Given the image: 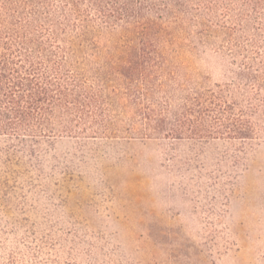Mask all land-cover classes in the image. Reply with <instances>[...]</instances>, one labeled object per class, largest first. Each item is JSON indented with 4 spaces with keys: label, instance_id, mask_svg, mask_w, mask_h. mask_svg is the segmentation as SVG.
<instances>
[{
    "label": "rangeland",
    "instance_id": "1",
    "mask_svg": "<svg viewBox=\"0 0 264 264\" xmlns=\"http://www.w3.org/2000/svg\"><path fill=\"white\" fill-rule=\"evenodd\" d=\"M211 2L146 13L152 60L126 77L136 38L95 30L107 130L0 138V264H264V32Z\"/></svg>",
    "mask_w": 264,
    "mask_h": 264
},
{
    "label": "trees",
    "instance_id": "2",
    "mask_svg": "<svg viewBox=\"0 0 264 264\" xmlns=\"http://www.w3.org/2000/svg\"><path fill=\"white\" fill-rule=\"evenodd\" d=\"M170 1L0 0V138L12 144L75 136L89 131L88 125H93L94 135L107 130L103 95L94 85L99 73L88 76L82 70L91 64L88 56L96 54L95 30L121 27L127 38H136L134 45L115 47L118 71L130 76L152 60L148 32L157 21L145 14L160 18L171 11ZM174 1L184 7L183 0ZM204 1L208 9L218 5ZM237 1L220 4L225 13L235 7L245 16L253 15L264 32V0H240L241 8ZM206 111L196 112L198 125L205 122ZM193 113L191 109L184 114L190 118ZM221 121L232 130V117H215L212 124ZM241 128L245 137L252 134L249 120Z\"/></svg>",
    "mask_w": 264,
    "mask_h": 264
}]
</instances>
